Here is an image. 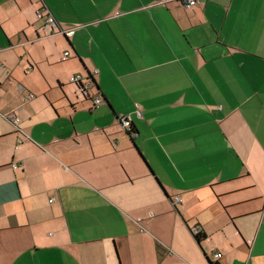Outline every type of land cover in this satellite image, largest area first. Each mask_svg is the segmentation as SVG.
<instances>
[{"label":"crops","instance_id":"0c3cea01","mask_svg":"<svg viewBox=\"0 0 264 264\" xmlns=\"http://www.w3.org/2000/svg\"><path fill=\"white\" fill-rule=\"evenodd\" d=\"M197 1L0 0V264H264V0Z\"/></svg>","mask_w":264,"mask_h":264},{"label":"built area","instance_id":"2783aa9c","mask_svg":"<svg viewBox=\"0 0 264 264\" xmlns=\"http://www.w3.org/2000/svg\"><path fill=\"white\" fill-rule=\"evenodd\" d=\"M175 1L181 2L186 8H191L193 6L198 5L197 0H175ZM36 19L43 23L41 28H42L43 34H45L46 36H53L55 34H58V35H61V36L66 38V37H69L73 32L72 29H61L57 25V23L55 22L54 18L51 17L47 12H45V9H41L40 11H38L36 13ZM68 56H69L68 52H64L62 60L65 61ZM89 77L88 76L84 77L81 75H75L69 79V83L75 87L77 93L82 98V100L90 101L93 108H99L102 105V100L98 96V94H96L94 92L91 76L89 75ZM33 99H34V95L28 94L27 97L24 98L23 103H27L28 101H31ZM135 114L139 118L141 117L138 110H136ZM9 120H10V122H12V124L15 126V128H17V131H19L18 127H16L17 124L19 123V120L16 117V115L13 114L12 116H10ZM116 121H117V124L121 127V129L124 132H127L129 134V136L133 137V135L130 132V130H131V118L129 115H120L117 117ZM23 136H24L23 137L24 140L29 139L27 136H25V135H23ZM20 143L21 142H19L18 144H20ZM13 168H15V167H13ZM178 202H179L178 198H174V203H178ZM190 233L193 237L202 236V230L198 226L193 227L190 230ZM220 259H221V254L219 252L214 251L211 254L210 261L212 264H220L219 263Z\"/></svg>","mask_w":264,"mask_h":264},{"label":"trees","instance_id":"16d2710c","mask_svg":"<svg viewBox=\"0 0 264 264\" xmlns=\"http://www.w3.org/2000/svg\"><path fill=\"white\" fill-rule=\"evenodd\" d=\"M88 77H89V75H88ZM90 78V77H89ZM197 242H201L203 239H204V237L203 236H200V237H193ZM211 263V262H210ZM212 264V263H211Z\"/></svg>","mask_w":264,"mask_h":264},{"label":"water","instance_id":"95a60500","mask_svg":"<svg viewBox=\"0 0 264 264\" xmlns=\"http://www.w3.org/2000/svg\"><path fill=\"white\" fill-rule=\"evenodd\" d=\"M131 137V136H130Z\"/></svg>","mask_w":264,"mask_h":264}]
</instances>
